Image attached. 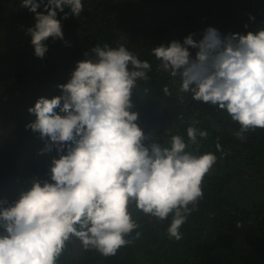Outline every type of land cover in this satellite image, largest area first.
<instances>
[{"label": "clouds", "instance_id": "9594fccd", "mask_svg": "<svg viewBox=\"0 0 264 264\" xmlns=\"http://www.w3.org/2000/svg\"><path fill=\"white\" fill-rule=\"evenodd\" d=\"M20 7L34 16L25 34L40 59L49 38L70 46L62 21L84 12L82 0H20ZM255 19L249 14L250 21ZM195 36L153 47L156 70L173 82L178 78V91L190 93L193 101L226 112L238 123L234 135L243 142L249 131L264 129V26L226 35L209 26L201 39ZM83 55L70 79L56 85L60 95L42 96L27 109L35 120L25 128L44 142L39 154L55 150L57 156L49 179L33 178L17 199L0 200V264H57L72 237L85 250L114 256L140 227L131 205L157 222L171 217L165 235L179 241L181 227L203 199L204 177L218 158L188 148L189 142L199 148L209 133L189 126L187 141L172 135L164 145L137 123L132 96L138 82L150 80V62L124 44H96ZM162 91L172 94L167 85ZM215 148L221 158L228 154L219 139Z\"/></svg>", "mask_w": 264, "mask_h": 264}, {"label": "trees", "instance_id": "16d2710c", "mask_svg": "<svg viewBox=\"0 0 264 264\" xmlns=\"http://www.w3.org/2000/svg\"><path fill=\"white\" fill-rule=\"evenodd\" d=\"M82 2L80 17L62 21L70 46L49 38L48 51L40 59L25 34L33 24V14L20 7V0H0V200L11 203L31 186L33 178L49 179L51 159L57 156L55 150L39 154L44 142L38 133L25 128L35 120L27 109L42 96L60 95L56 85L70 79L76 62L85 59L83 53L91 47L124 44L152 66L150 80L138 82L132 96L139 126L164 145L172 135L187 141L189 126L206 130L208 138L201 140L199 148L189 142L188 150L212 152L218 159L204 177L198 211L180 229L181 240L165 235L171 217L157 222L131 205L129 210L140 227L126 237L132 241L128 246L105 257L95 249L85 250L72 237L57 264H264V129L249 131L243 142L237 139L238 123L214 106L193 101L190 93H180L179 79L173 82L167 73L157 71L159 62L151 54L153 47L182 42L190 33H196L194 39L199 40L209 26L222 35L255 31L264 26L260 23L264 0ZM249 14L255 21L249 20ZM190 51L195 56L196 50ZM165 85L170 96L162 91ZM194 120L199 123L193 124ZM217 139L228 153L223 158L215 148Z\"/></svg>", "mask_w": 264, "mask_h": 264}]
</instances>
